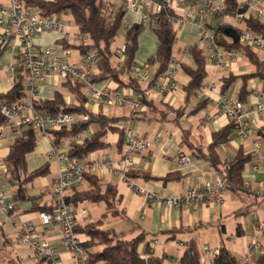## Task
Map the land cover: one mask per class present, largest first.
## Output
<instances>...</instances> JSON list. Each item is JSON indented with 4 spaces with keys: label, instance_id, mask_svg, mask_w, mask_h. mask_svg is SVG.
Masks as SVG:
<instances>
[{
    "label": "trees",
    "instance_id": "trees-1",
    "mask_svg": "<svg viewBox=\"0 0 264 264\" xmlns=\"http://www.w3.org/2000/svg\"><path fill=\"white\" fill-rule=\"evenodd\" d=\"M241 0H226L227 16H232L240 5ZM26 9L33 8L38 10L42 15L53 16L69 13L72 15L75 25L80 35H87L91 41L88 44L76 45L67 39L59 41L67 49H78L81 54L96 50L98 52L97 66L99 71L91 73L89 79L94 83H103L111 81L116 85V89L130 90L137 98L141 106L145 110L131 109L129 115H109L105 112L103 106L91 110L87 105V98L83 85L79 81H71L63 79L62 86L66 88L74 97L75 102L66 104L63 94L57 91L53 99L41 100L35 104V108L42 113L58 115L60 113H70L78 119H74L73 123L65 128L51 129L47 135L51 138L54 146H61L63 142L71 141L68 147V158L70 160H87L90 155L107 149L110 144L107 141L108 135L112 134L117 137L115 148L121 152L124 148L125 130L127 125H131L135 121L146 122H165L170 113L174 114V118L170 120L176 126H180L179 119L183 115L187 104L198 97L203 86L206 84V58L203 50L197 45L188 48V53L192 58L193 65L187 66L180 64V67L187 77V84L182 88L184 104L178 108L171 106H163L162 102L149 99L147 90L154 86L157 80L164 75L170 66L171 57H173V47L177 42V29L174 27L176 12L171 8H164L157 14V23L154 24L152 30L157 38L158 46L155 55L147 60L149 66H156L153 74L149 76L147 87L142 88L141 81L136 79L133 68L135 66L134 59L138 49V37L143 30V23H135L126 25L125 39L122 52V60H114L115 51L112 50L114 40L123 25L126 12L118 3L110 6L103 5V0H23ZM216 18L211 19V26H218L220 37L216 39L217 44L227 51H236L241 54L251 65L252 72L240 77L231 75L221 78V93L227 92L234 81L239 78L242 85L239 91V101L244 102L249 92L247 90V81L256 78L263 83L264 87V59L260 57L258 52L250 47L243 45L239 41L240 30L235 28L230 22L226 25H220ZM241 23L246 30L260 33L264 36V21L255 15H250L246 19H241ZM7 47L0 48V57L7 52ZM178 62V61H177ZM23 68H18L17 81L12 84L6 93H0V130L9 129L8 121L2 114V107L8 105L10 107L18 106L28 98V90L26 83V74ZM114 90V91H115ZM209 98H200L194 104L193 110L187 112V116L195 115L204 110ZM92 126H97L98 131L92 135L84 137L77 141L84 133L88 132ZM14 134V142L9 148V153L4 159L6 173L4 177L10 180L15 187L13 200L22 203L30 200L33 203V211L39 213H54L56 209L55 203L41 205L37 198L29 195V190L35 181L41 177H46L51 172L50 164H46L34 171L28 170L27 156L33 153L37 147V134L31 128L9 129ZM233 131V124L229 122L227 125L213 132L210 137V143L205 147H201L193 142L191 131L181 128L179 138V149H185L195 160H203L216 173L221 175V181L225 185V189L235 194H251L244 187L242 173L246 165L251 161V154L245 153L240 148L237 154L225 161L220 156L217 148L230 140ZM3 134V133H0ZM257 136L264 144V127L257 129ZM126 149V148H125ZM127 150V149H126ZM140 154V153H129ZM126 156H124L125 158ZM123 158V159H124ZM129 181H161L163 184L172 181H180L182 176L177 172L166 174L164 177H157L150 171L143 169H127L123 175ZM88 179L90 188L85 191H79L78 187H73L74 193L69 194L67 201L74 207L82 202H100L107 203L108 210L112 207L111 196L114 191L110 186L103 190V182L95 175L88 172L84 174V179ZM240 209L235 211V216L242 215ZM103 220L95 223H87L85 225L78 224L76 233L85 235L89 238L88 242H83L87 262L89 264H163L165 255L158 257L149 255L141 257L138 252V246L149 235L142 231L133 239H119L116 237L112 229L104 230L101 228ZM223 228V227H222ZM194 228H178L161 232L165 235L167 241H174L180 234L189 233ZM235 233L238 237L243 235V230L239 224L236 225ZM94 247H102L101 250L92 253L90 249ZM36 264H54V261L37 256ZM179 264H204L202 262V254L195 239H189L182 242V254L179 258ZM211 264H238L236 257L223 241L219 243L217 253L213 255ZM254 264H264V249L257 253Z\"/></svg>",
    "mask_w": 264,
    "mask_h": 264
},
{
    "label": "crops",
    "instance_id": "crops-1",
    "mask_svg": "<svg viewBox=\"0 0 264 264\" xmlns=\"http://www.w3.org/2000/svg\"><path fill=\"white\" fill-rule=\"evenodd\" d=\"M251 3V5L247 6L244 4V0L240 1V5L236 11V14L240 19H246L250 15H254V4H256V8L262 10L263 12L260 19L264 17V0H252ZM0 5L9 7L10 0H0ZM126 15L136 21L133 24L140 23L139 15L130 12H127ZM231 20H228V22ZM147 24L151 26L155 23L151 22L150 20ZM3 30L4 27L0 26V32ZM59 32L60 30L55 32H47L40 36L35 40L36 46L39 48H46L57 45L59 41L65 39L66 36L64 32ZM178 32L180 34L181 41L186 42L189 39L198 38L200 43L199 30L197 26L191 23H184L180 26L177 25V36ZM188 48L189 47L185 49V52L188 50ZM206 49L208 50L210 62H207L206 60V71L208 75L205 84H208L212 80L216 83V88L213 94L203 95L200 97L209 98L210 101L207 107L195 115L187 116V112L193 110L194 104L197 103L200 98L197 97L192 102L188 103L183 115L179 119L180 126H176L174 123H172L170 120H172L174 117L169 118V115L167 116V121L161 123H149L146 121L133 122L130 127L134 130L136 135L149 143V148L145 152L140 154H132L130 156V162H132L133 168L130 167V162L127 165L123 164L122 161L124 156L128 155V153H126L127 150L124 148L121 152H119L114 145L116 143L117 137L115 135L109 134L107 141L110 144L108 148L111 150V153L108 154L102 150L92 154L91 159L95 161L109 160L112 164H114V168L106 169L96 166L94 169L90 170L89 173L102 180L104 184L103 190H105L107 186H110L111 190L114 191V195L110 197L112 200V207L108 210L107 203L104 201L97 203L86 201L79 203L78 206L75 207L77 212H81L82 210H87L89 212L88 219L84 222H79V224L85 225L87 223H95L103 220L104 223L101 228L104 230L112 229L115 232L116 237L119 239L130 240L138 236L142 231L147 232L149 235L138 246L137 252L141 257H147L149 255L161 257L165 255L163 264H179V258L182 254V242H186L191 238L195 239L196 241L195 234L198 232V230H204L205 233L201 234L205 235L207 241L212 246L213 241L211 233L213 231L210 229L212 227H216L217 225L219 232H226V226L222 222L224 216V206L226 204H230L233 207L235 205L237 206V203H234L233 201V198H236L237 194L233 192V194H227L225 191L229 190L226 189L220 192L219 201L212 200L201 204H193L188 208L166 207L156 202L146 203L142 196L130 190L129 182L123 176L125 170L140 169V166H142L141 168L143 170L150 171L152 175L157 177H164L166 174L172 172H177L182 176L180 181H172L166 184H163L161 181H136L137 184L144 187L149 192L159 195H169L173 192L184 194L187 190L201 188L206 183H209L211 186L215 187L216 182L221 180V175L212 170L207 162L203 160H195L185 149H179L178 145L181 128L189 129L191 131L193 142L205 148L210 143L211 134L229 123L228 116L221 112L217 105L219 99L223 95L230 101V103H232V101H239V91L242 85L241 79L237 78L231 88L222 94L220 91L222 87L221 78L227 75L240 77L250 74L252 72V67L248 61L241 54H239V57H236L238 59H235L231 63V66L228 67V70H226V68L225 70H222V68H216L213 60L210 58L211 50L209 48ZM258 54L262 59H264L263 54ZM173 56L178 61V63L183 64L181 62L182 57L180 58V55H174L173 52ZM149 58L150 57L145 55H140L138 60L147 61ZM12 60L13 53L11 51L5 52L1 57L0 61L2 63L3 71L0 75V93H6L12 86L8 83L10 64ZM73 63L79 66L81 64L78 63V61H74ZM134 63L135 65L142 64L136 59H134ZM98 71H93L91 68L92 73H97ZM57 75L58 74L56 72L49 73L45 76L44 80L40 82L43 100L53 99L55 93L58 91L57 87H53L54 79L56 84V79L58 77ZM217 75H219L218 80ZM170 79L172 81L173 87L167 93L162 92L160 89V86L162 87L165 82L163 78L158 83V85L155 84L147 90L149 99L162 102L160 109H164L163 106L178 108L184 104L182 88L187 84L188 80L181 67L174 69V73ZM254 79L256 78H252L247 81V90L249 94L243 103L240 101L239 103L244 113H250L251 121L257 130L260 127H264V115L258 116L253 111L257 103H264V87L260 80L257 79L256 81H253ZM237 81H239L238 84ZM140 83L143 89L147 87L148 82ZM102 85L112 92H114L116 89V85L109 80L103 82ZM122 90L127 93L128 96L136 97L130 90ZM65 102L69 105L75 101L71 102L70 98H65ZM103 107L107 113L108 106L106 105ZM116 108H118V106L113 107V109ZM119 108H122L121 110H123V112L117 116L129 115L131 112L130 107ZM140 110L146 111V108H141ZM194 116H197V121H195L193 118ZM96 128L97 130L90 129L88 133L90 135L96 133L98 131V127L96 126ZM40 136L41 140L37 142L35 151L27 156L28 170L31 172L46 164H50L51 172L46 177H41L35 181L34 185L29 190V195L33 198H37V201L41 205L50 206L55 203L53 184L58 177L61 166L58 164L55 157L49 155L53 148L51 138L44 134H40ZM84 137L85 134L80 138H77V141L82 140ZM13 142L14 134L11 130L6 129L3 134H0V190L4 193L8 202L15 204V209L9 212L7 215H4L0 211V264H36L37 254L35 253L34 256L31 254V251L34 250L30 247L28 248L27 246H21L19 243V234L21 233L24 224L29 222L34 224L35 231L43 234V239L53 248L56 255V261L54 264H75L76 260L66 247L60 226H48L43 224L40 218V213L32 210L33 203L30 200L22 203H17L13 200V195L15 192L14 184L4 177V174L6 173L4 159L8 155L9 148ZM70 142L71 141L69 140L68 144ZM240 148H242L245 153L251 154L252 148L250 144L246 141H242L232 134L230 140L227 143L219 146L217 150L219 152L221 149L224 155L222 156L219 152L220 156L225 161H228L237 154ZM68 150L69 149H66L65 145L62 149V152L67 154ZM180 153L191 158L190 166L182 168L177 163L176 157ZM261 156V159H251L242 173L244 183L249 184L251 188L250 195L253 197L258 196L252 193V191L254 192L257 189H260V184H263L264 187V182L258 183L257 181H250L249 183L246 180H250L252 176L254 178L255 176L257 177V175H263L264 146L262 147ZM253 166H258L257 170L262 172L253 173L257 171L253 169ZM256 177L255 179H257ZM84 182L85 184H83ZM89 188L90 183L88 179H85L78 187V190L85 191ZM263 189L264 188L261 190ZM71 193L73 194L74 191ZM259 198L264 201V197ZM239 200L242 201L243 198L239 197ZM261 203L258 204V209H260V207H262L264 204V202L262 204ZM238 209H236V211ZM228 211L229 209H226V213ZM262 218H264V215L258 216L252 221L251 230L256 229V222ZM183 227L194 228V230L189 233L178 235L174 241H167L166 236L161 234V232L164 231ZM199 235L200 233L197 234V236ZM79 236L83 242L89 241V238L85 235ZM231 243L233 244L234 240H232ZM218 246L215 249H217ZM204 247L206 246H203L201 250H203ZM101 249L102 247H94L90 249V251L95 253ZM230 251L233 253L234 248H230ZM201 254L202 262L204 264H211L212 256L204 254L202 251ZM243 257L244 255H242L238 264H242ZM249 263H251L250 260L248 264Z\"/></svg>",
    "mask_w": 264,
    "mask_h": 264
},
{
    "label": "built area",
    "instance_id": "built-area-1",
    "mask_svg": "<svg viewBox=\"0 0 264 264\" xmlns=\"http://www.w3.org/2000/svg\"><path fill=\"white\" fill-rule=\"evenodd\" d=\"M252 0H244V4L251 5ZM113 3H119L122 9L127 13H135L140 17V23L151 22L157 23V14L164 8H171L176 12L177 17L173 18L176 25L180 26L184 23H191L197 26L199 30L200 43L202 47L211 50L210 58L213 60L216 68L228 70L231 63L239 55L236 51H227L217 44L216 39L220 37L218 26H211V19L216 18L220 25H226L228 21L223 15L226 12V0H103V5L110 6ZM254 15L260 18L263 14L262 10L255 7ZM233 22H230L235 28H239V41L252 50L264 55V36L257 32L246 30L240 26L241 19L236 12L233 13ZM62 15L46 16L42 15L38 10L26 9L23 0H10V6L4 7L0 5V26L4 30L0 32V48L7 47L8 51L13 53V60L10 64V74L8 83L13 84L17 81L18 68H23L26 74V83L28 90V98L15 107L5 105L2 107V114L8 121L9 129L31 128L38 134L47 135L51 129H60L70 126L74 121L73 114L60 113L58 115L45 114L35 108V104L42 100V92L40 82L44 80L49 73L56 72L63 79L71 81H79L82 83L89 109H95L99 106L111 104L118 107H130L131 109L144 108L138 102L137 97H130L122 89L114 92L103 87L102 83H94L89 79L92 73L91 68L98 63V52L96 50L82 54V65L79 66L71 62L73 56L71 49H67L63 44L58 43L52 47L39 48L35 44V40L47 32L59 31L62 27ZM69 34L65 39L69 40ZM72 37L80 41V44H86L89 40L87 35L78 34ZM115 56L122 60L121 50L115 51ZM1 60V57H0ZM180 67L177 60L171 57L170 66L167 72L162 75L156 82V85L163 78L164 85L160 86L162 92H169L172 87L170 77L174 73V69ZM149 65L144 63L135 65L133 73L141 82L149 80ZM3 71L0 61V75ZM216 83L212 80L202 87L198 97L203 95H211L214 93ZM221 112L225 113L229 122L233 124L232 134L242 141L250 144L251 159H261V151L264 146L262 140L257 136L250 113H244L239 101H230L222 95L217 103ZM256 115H264V103H257L253 111ZM5 130H0L3 133ZM66 142L59 147L54 146L50 156L56 158L61 166L58 177L53 184V192L55 196L56 209L54 213H40L43 224L48 226L59 225L66 247L72 254L73 258L79 264H89L86 258V252L80 236L76 233L79 222H84L89 217L87 210L77 212L75 207L67 201V197L73 187L79 186L84 179V174L94 167L114 168L109 160L95 161L87 160H70L68 155L62 152ZM125 148L129 153H143L149 148V143L139 138L134 130L127 125L124 139ZM131 161L130 156L123 159V164L127 165ZM177 163L182 167H188L191 164V158L184 154H178ZM254 170L258 166H253ZM126 179V178H125ZM129 187L132 192L143 197L146 203L156 202L166 207L188 208L193 204H201L212 200H220L219 194L225 189V185L221 180L216 182V186L206 183L201 188H193L187 190L184 194L173 192L169 195H159L149 192L135 181H129ZM244 187L251 191L248 183H244ZM260 189L254 193L258 197H264V189ZM15 209V204L8 202L4 193L0 190V211L7 215ZM256 230L260 234V238H264V218L256 222ZM19 243L23 246L32 248L37 256L56 261V255L53 248L43 239V234L38 233L34 229L33 223H26L19 234ZM262 243L258 238H251L248 244V251L255 257L258 252L262 251ZM204 254L215 255L217 249L204 247ZM249 256L243 257L242 264H248ZM102 264V263H101Z\"/></svg>",
    "mask_w": 264,
    "mask_h": 264
},
{
    "label": "rangeland",
    "instance_id": "rangeland-1",
    "mask_svg": "<svg viewBox=\"0 0 264 264\" xmlns=\"http://www.w3.org/2000/svg\"><path fill=\"white\" fill-rule=\"evenodd\" d=\"M231 18H232V20H231ZM61 19H62V25H66L67 28L64 29L62 27L60 29L59 33L64 32L66 35L69 34V36H70L69 41L71 43L76 44V45L80 44V41H77L72 37V35L78 34V29L75 25V22H74L72 15H70L69 13L63 14ZM225 19L227 21L231 20L230 22H233L232 16H227ZM261 20L263 21L264 17H262ZM134 22H136L134 19L125 15L123 25L120 28V30H119V32H118V34L114 40V43L112 45L113 51L119 50L123 47L124 39H125L126 25H132ZM153 26H154V24L150 26L147 23H143V30L138 37V49H137V52L135 55V59L138 62H141L142 64L147 62V61L138 60L140 55L152 57V56H154L155 51H156L157 38H156V36L152 30ZM240 26L242 27L243 24L240 23ZM174 27L177 29V25L175 23H174ZM90 42H91L90 40H87L86 44H88ZM194 44H197V46L203 50V53L205 55L207 62H210V59L208 57V50L206 48L201 47L198 38H192L186 42H183L180 39L179 32H178V36H177V42L173 47L174 55H180V58L182 57L181 62L184 65L192 66L193 65L192 64L193 63L192 58L190 57L188 50L185 52V49H187V47H191ZM71 51L73 54V56L71 58V62L73 63L74 61H78V63H81L80 64V66H81L82 65V59H83L81 52L78 49H71ZM236 59H238V58H236ZM240 59H242V58H240ZM114 60L115 61L119 60V58L114 57ZM155 68H156L155 65L150 66V68L148 69L149 76L153 74ZM92 69H93V71L99 70L97 65H93ZM57 76L58 77L56 79V84H55V79H54V83H53L54 86L53 87H55V88L57 87L58 91H60L63 94L64 99L70 98L71 102L75 101L73 95L66 88H64L62 86L63 78L59 75H57ZM218 76L219 75H217V80H218ZM206 80H207V78H206ZM256 80L257 79H254L253 81H256ZM238 83H239V81H237V84ZM55 85H57V86H55ZM107 106H108L107 113L109 115H116L117 116V115L122 114V112H123V110H121L122 108L118 107L116 109H113L114 106L111 104H107ZM168 117L172 118V117H174V114L170 113ZM193 118L195 119V121H197V116H194ZM74 119H78V118L74 116ZM193 125H194V123H193ZM91 129L97 130L96 126H92ZM84 134H85V137L90 135L88 132L84 133ZM40 140H41V136H40V134H37V142H39ZM68 147H69V144H68V141H66V149H68ZM103 152H107L108 154H110L111 150L108 148V149H104ZM219 152L222 156L224 155L223 151L221 149L219 150ZM90 158H91V155L89 156L88 160ZM130 164H131L130 167L133 168L132 162H130ZM141 167L142 166H140L139 168L142 169ZM256 172H260V171L257 170L253 173H256ZM255 177L254 178H253V176L251 178L248 177V178H250V180H246V181H248L249 183H250V181L251 182L257 181L258 183L264 182V173H263V175H257V177H256L257 179H255ZM253 179H255V180H253ZM83 184H85V182ZM225 193L233 194L232 191H225ZM239 197L243 198V200L242 201L239 200ZM261 200L262 199L259 197H253L252 195H248V194L241 193V194L236 195V198H233V201H234V203H237V206L235 205L233 207L230 204H226L223 208V213H224L223 215L224 216H223L222 222L226 226V232H219L217 225H216V227H212L210 230L213 231L211 234H212L213 245H215V246H213V245L211 246V244L207 241V238L205 237V235L201 234V233H205L204 230L203 231L198 230V232L195 234V237H196V242L199 246V249L201 250V248L203 246H208L210 249L213 250L219 245V243L221 241H223L224 244L229 249L234 248L233 254L236 257V260L238 263L240 262L242 255L247 254L249 256L250 261H251V263H249V264H254L255 256L253 254L250 255V253L248 251V244H249L251 238L255 237V238L260 239L262 246H263V249H264V238H260V234L256 229L251 230L252 229L251 228L252 227V221L256 217L264 215V204L262 207H260V209L257 208L258 204H260L263 201V200L262 201ZM238 208L240 209L239 212L242 213V215L235 216L234 213H235L236 209H238ZM226 209H229V211L227 213H226ZM237 224H239L242 227L243 232H244L243 235L240 237H238L235 233V228H236ZM198 233H200L199 236H197ZM232 240H234L235 244L231 243ZM21 246H23V245H21ZM21 249H23V248H21ZM31 254L34 256L35 252L31 251ZM75 264H79V263L77 261H75Z\"/></svg>",
    "mask_w": 264,
    "mask_h": 264
}]
</instances>
